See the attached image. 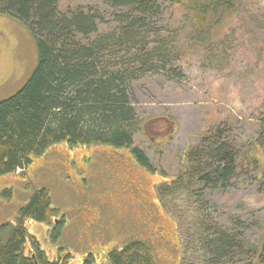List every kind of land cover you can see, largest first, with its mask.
Wrapping results in <instances>:
<instances>
[{"label":"rangeland","instance_id":"rangeland-1","mask_svg":"<svg viewBox=\"0 0 264 264\" xmlns=\"http://www.w3.org/2000/svg\"><path fill=\"white\" fill-rule=\"evenodd\" d=\"M160 1L159 13L133 28L131 47L112 54V71L130 73L124 90L134 110L133 146L143 151L148 166L140 165L130 149L60 142L33 156L24 170L0 176V225H15L34 191L49 190L56 217L64 218L60 236L53 240L45 223L28 220L27 228L52 258L68 251L71 264H80L92 248L101 261V248L137 239L151 246L158 264L253 261L264 227V174L256 160L264 123V0ZM78 8L97 13L99 31L112 39L127 27L123 6L58 2L64 14ZM201 13L206 20L198 29L195 18ZM94 37L79 39L90 43ZM36 63L31 31L0 13V100L24 85ZM216 128L222 129L219 140L237 151L238 169L223 186L209 189L190 175L186 151L199 147ZM114 200L122 202L117 210L129 213V222L100 236L83 234L81 220L92 218L93 211L98 216V206ZM103 213L107 221L110 214ZM7 228L0 233L3 240ZM220 232L236 248L214 260L206 242Z\"/></svg>","mask_w":264,"mask_h":264},{"label":"trees","instance_id":"trees-1","mask_svg":"<svg viewBox=\"0 0 264 264\" xmlns=\"http://www.w3.org/2000/svg\"><path fill=\"white\" fill-rule=\"evenodd\" d=\"M102 1L127 8V14L121 15L129 16L123 20L128 21L127 27L115 39L109 33L99 31V22H96L99 17L89 10L78 8L64 14L58 10L59 0H0V13L15 17L28 27L37 51L36 66L24 85L0 100V176L24 170L33 156L60 142L130 149L140 165L148 166L143 151L133 146L134 110L124 90L130 73L112 71V54L131 47L135 38L132 37L135 36L133 28L144 26L147 20L156 16L162 2ZM169 1L180 5L191 0ZM205 20V15L198 14L196 27L201 29ZM92 35L95 37L90 43H82L79 39ZM260 125L263 157L260 171L264 174V123ZM221 132V128H216L202 139L198 149L186 151L193 165L190 175L197 177L204 188L223 186L238 169V153L219 140ZM8 193V190L2 192L3 195ZM58 212L47 188L35 190L20 208L15 225H0V233L8 227L7 237L4 240L0 237V264H65L68 253L64 258L59 255L53 260L48 259L46 251L27 228L28 220L50 225ZM62 217L50 233L53 240L61 234ZM214 236L206 242V249L216 258L214 260L236 248L234 240L225 233ZM107 259L110 264H158L151 246L137 239L120 248H112Z\"/></svg>","mask_w":264,"mask_h":264},{"label":"flooded vegetation","instance_id":"flooded-vegetation-1","mask_svg":"<svg viewBox=\"0 0 264 264\" xmlns=\"http://www.w3.org/2000/svg\"><path fill=\"white\" fill-rule=\"evenodd\" d=\"M153 139V138H152ZM259 157H256L257 161H258V171L259 173L260 171V164L262 161V153L259 151ZM255 158V157H253ZM262 175V172L261 174ZM115 202V203H114ZM114 205H112L109 202H105L104 204L98 206V216L95 217V211H93V215L92 218L90 219H86L81 220V228L83 229V234L89 235V236H100V233L104 232H108L109 230H112V227H117V228H122L124 226V223L129 222V217L130 214L125 212L123 215L120 214V211H118V207H120L119 205H123L122 202L120 200H114ZM119 202V205H117ZM105 205V206H104ZM103 210H105L106 213L110 214V216L108 217V220L104 221L105 219V214L103 213ZM86 216V215H85ZM82 219V218H81ZM59 217L57 218H53L51 221V224L48 225V231L49 234L53 232L56 223L58 222ZM102 222H104L102 224ZM263 231V233L261 234L262 237L259 241V245H257V249H256V253L255 256L253 257V264H264V227L261 230V232ZM112 250V247L110 248H106L104 247V249L101 248V253H104V259H102L101 261H98L96 254H94L95 252L92 250H89V252L85 253L84 255H81L80 257V264H93L94 262L96 264H100V262H102L103 260L107 259L108 253ZM47 253V252H46ZM67 253L69 254V256L66 257ZM48 255V254H47ZM61 256V257H66L65 259V264H71L70 262V258H71V254L68 251H58L57 255H55V257H50L49 255L47 256L48 259L53 260L55 258H57V256ZM98 255H102V254H98ZM93 257V258H91ZM75 262H73L72 264H74Z\"/></svg>","mask_w":264,"mask_h":264}]
</instances>
